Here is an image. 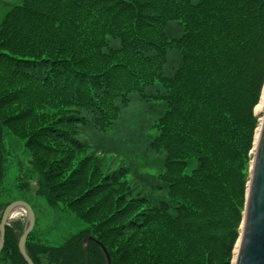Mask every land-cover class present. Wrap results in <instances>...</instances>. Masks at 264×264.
<instances>
[{
  "label": "trees",
  "instance_id": "16d2710c",
  "mask_svg": "<svg viewBox=\"0 0 264 264\" xmlns=\"http://www.w3.org/2000/svg\"><path fill=\"white\" fill-rule=\"evenodd\" d=\"M172 23L179 36L169 35ZM171 52L178 64L167 74ZM263 88L264 0L8 5L0 21V224L13 202L5 184L16 158L24 197L35 186L50 208L86 224L58 246L33 230L26 250L34 264H232ZM134 97L162 109L149 143L160 156L156 175L137 173L127 159L108 164L84 136L112 132ZM25 227L7 225L0 264H28L19 250Z\"/></svg>",
  "mask_w": 264,
  "mask_h": 264
},
{
  "label": "rangeland",
  "instance_id": "374dc122",
  "mask_svg": "<svg viewBox=\"0 0 264 264\" xmlns=\"http://www.w3.org/2000/svg\"><path fill=\"white\" fill-rule=\"evenodd\" d=\"M18 3L19 0H0V21L7 6ZM167 30L169 35L174 37L179 36L182 31L177 24L173 23L168 26ZM177 64L178 56L176 52H171L169 54V64L166 69L167 74H170L177 67ZM257 107L255 113L261 117L259 118L260 124L256 132L255 145L260 135L262 121H264V110L260 114L257 111ZM161 110V107L158 105L147 104L141 102L137 97H134L130 107L123 112L120 121L112 132L107 134L92 132L89 136L84 134L85 139L93 150L98 149V155L104 158L108 164L114 163L118 166L123 160L127 159V165L132 170L137 171V173H151L156 175L159 171V162L157 163V161L160 159V156L150 150L149 143L155 136L156 131H154L153 125L158 119ZM11 144L15 157H23L25 150L14 141ZM251 154L254 159L255 147ZM18 175V161L16 158H13L8 165V176L5 184L7 195L5 201H13L12 203L23 201L32 207L36 215L34 231L41 235L45 243L55 246L61 245L68 237L86 228V224L78 220L72 213L63 212L61 209L50 208L45 200L35 195V186L30 195L24 197L18 190ZM130 178L134 182L133 185L139 184L140 188L143 187L133 172H130ZM143 188L146 189L145 187ZM17 220H27L25 213L21 211V215L16 219H11L9 223ZM234 261L235 255L232 264H234Z\"/></svg>",
  "mask_w": 264,
  "mask_h": 264
},
{
  "label": "water",
  "instance_id": "95a60500",
  "mask_svg": "<svg viewBox=\"0 0 264 264\" xmlns=\"http://www.w3.org/2000/svg\"><path fill=\"white\" fill-rule=\"evenodd\" d=\"M15 208H20L27 218L24 233L19 241L20 253L28 264H34L27 253L26 244L35 228L36 215L32 207L23 201L12 203L4 211L0 224V253L4 249L6 227L11 220L9 214ZM234 264H264V121L255 145L246 210Z\"/></svg>",
  "mask_w": 264,
  "mask_h": 264
},
{
  "label": "bare ground",
  "instance_id": "6f19581e",
  "mask_svg": "<svg viewBox=\"0 0 264 264\" xmlns=\"http://www.w3.org/2000/svg\"><path fill=\"white\" fill-rule=\"evenodd\" d=\"M263 110H264V92H263V95H262L261 102H260V104L257 107L258 113H260V114L263 113L262 112ZM20 215H21V209L20 208H15V209H13V211L10 212L9 217H10V219H16Z\"/></svg>",
  "mask_w": 264,
  "mask_h": 264
}]
</instances>
